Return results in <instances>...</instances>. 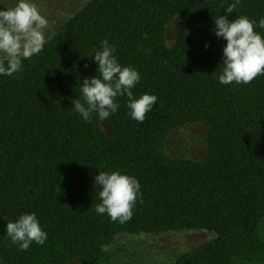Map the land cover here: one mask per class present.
Segmentation results:
<instances>
[{
  "label": "trees",
  "instance_id": "16d2710c",
  "mask_svg": "<svg viewBox=\"0 0 264 264\" xmlns=\"http://www.w3.org/2000/svg\"><path fill=\"white\" fill-rule=\"evenodd\" d=\"M233 2L89 0L20 72L0 74V264H264V75L219 82L227 41L214 20L245 15L264 36V0L227 13ZM104 39L139 71L134 97L157 96L143 122L130 117L127 96L104 121L86 122L72 105L98 73L92 56ZM188 124L207 125L202 155L172 149ZM117 170L141 185L126 223L95 211V177ZM33 212L47 240L20 250L7 223ZM183 230L212 236L185 251L144 246L148 235Z\"/></svg>",
  "mask_w": 264,
  "mask_h": 264
},
{
  "label": "clouds",
  "instance_id": "9594fccd",
  "mask_svg": "<svg viewBox=\"0 0 264 264\" xmlns=\"http://www.w3.org/2000/svg\"><path fill=\"white\" fill-rule=\"evenodd\" d=\"M240 0H234L226 8L227 13L236 10ZM215 34L227 41L223 49V67L219 75L221 84H250L264 75V36L255 31L256 22L245 15L229 20L226 15L214 17ZM49 21L41 14L34 0H17L13 7L0 10V74L12 76L22 70V60L38 55L47 43L44 30ZM264 28V18L259 21ZM95 51L98 63L96 76L85 77L81 83L79 98L72 100L77 113L86 122L93 114L104 121L115 113L120 105L118 96H127V107L132 119L143 122L153 108L157 96L144 93L135 98L133 89L141 76L132 66H122L114 55L116 48L108 39ZM88 67V65H85ZM102 203L95 207L98 214H107L113 222L126 223L133 217L137 200L142 201L141 185L135 176L100 171L95 177V187ZM6 235L20 250H27L35 242L43 245L47 233L33 213H25L16 221H8Z\"/></svg>",
  "mask_w": 264,
  "mask_h": 264
},
{
  "label": "rangeland",
  "instance_id": "374dc122",
  "mask_svg": "<svg viewBox=\"0 0 264 264\" xmlns=\"http://www.w3.org/2000/svg\"><path fill=\"white\" fill-rule=\"evenodd\" d=\"M88 1L89 0H34L41 14L49 21L47 28L44 30L46 40L57 31L63 20L74 14ZM16 3L17 0H0V10H3L4 7H13ZM175 39V27H171L169 29V40L172 43ZM218 39L220 42L225 41L222 37H218ZM206 129V124L205 126L203 124H188L176 129L172 139L173 151L176 152V154H182L188 146H191L194 155H202L205 144L204 133ZM211 236L212 233L205 230L165 232L155 236L148 235L144 240V246L150 247L154 252L157 251L159 253L177 252L180 250L185 251L194 245L206 241ZM127 258L130 257L127 256ZM154 258L158 259L156 257H153V259ZM146 260L148 264V258ZM158 260L160 261L156 264H163L162 258Z\"/></svg>",
  "mask_w": 264,
  "mask_h": 264
}]
</instances>
